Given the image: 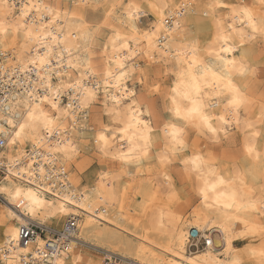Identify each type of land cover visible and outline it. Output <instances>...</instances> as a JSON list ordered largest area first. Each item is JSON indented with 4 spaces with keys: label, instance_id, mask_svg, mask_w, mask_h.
I'll use <instances>...</instances> for the list:
<instances>
[{
    "label": "snow or ice",
    "instance_id": "6c2138e0",
    "mask_svg": "<svg viewBox=\"0 0 264 264\" xmlns=\"http://www.w3.org/2000/svg\"><path fill=\"white\" fill-rule=\"evenodd\" d=\"M256 42L264 56V0H48L25 4L18 18L0 0V51L26 58L44 89H32L13 125L7 143L20 155L0 175V192L34 217L67 211L61 203L53 211L33 190L46 179L42 168L34 180L26 160L13 165L28 142L77 175L82 153L98 156L115 169L114 181L129 170L163 175L160 229L165 215L169 229L179 223L180 187L195 193L187 208L194 216L227 209L230 222L242 217L240 235L260 234L259 245L233 248L229 235L227 259L214 264H264V179L257 187L252 169L221 144L243 135L244 157L264 173V73L257 84L250 64ZM111 196L120 201L115 188ZM10 235L18 239L19 230ZM177 244L179 255L182 231ZM57 264L96 262L68 247Z\"/></svg>",
    "mask_w": 264,
    "mask_h": 264
},
{
    "label": "bare ground",
    "instance_id": "6f19581e",
    "mask_svg": "<svg viewBox=\"0 0 264 264\" xmlns=\"http://www.w3.org/2000/svg\"><path fill=\"white\" fill-rule=\"evenodd\" d=\"M177 6L186 0H173ZM9 6L10 18H18L23 12L25 4H44L48 0H6ZM180 9L177 8V11ZM259 44V42H256ZM253 46L250 64L251 68L255 70L256 76L264 73V66L260 68L258 63L263 61L264 56L261 55L260 44ZM26 58L5 55L0 51V67L3 75L10 77L15 75L19 80V86H23V90L14 95L10 94L6 99H9V112H4L0 109V133L5 136L6 147L0 151V166L1 169L7 168L10 161H14L20 152L14 150V147L7 143L14 133V127L18 121V115L26 112L29 102V93L33 88H37V93H42L43 88L38 87L37 69L31 71L25 68ZM262 64V65H263ZM32 68L31 65L27 66ZM260 74H259V73ZM28 73L27 76L20 77L18 74ZM33 74V75H31ZM261 76V75H260ZM22 78L24 80H22ZM25 82V83H24ZM259 80H257L258 84ZM241 83H247V80H242ZM7 92L6 94H8ZM67 97H62L61 102H66ZM11 120L12 124L7 121ZM22 122V121H21ZM241 138V147L236 151V155L240 154L244 157V137ZM236 140V139H235ZM234 138H229L226 142H232ZM224 142L223 140L221 141ZM264 145V141L260 142ZM230 144V143H229ZM264 151V147L258 148ZM54 154H49L47 148L37 147L35 152H32V144L28 142L24 149V155L18 164L13 165V171L17 168H25V160L34 173L33 179L40 175V169L44 170L43 176L45 180H36V185H33V190L38 192L41 199L47 201L49 205L53 206L57 203L64 204L68 209L64 212H59L55 215L33 216L26 209L21 208L18 203H14L12 198L5 192H0L4 195L8 205L0 210V264H57L59 260L65 259V248L59 252H46L47 243L50 238L38 235L33 242L25 245L20 242V239H12L10 232L18 229L20 234V227L28 225L31 222L39 225H46L47 222H61L75 217L78 228L72 235H64L59 247H71L74 251L83 253L96 264H105L101 258L89 256L81 250L77 244L78 239L91 240L101 245L108 254L114 253L123 258L122 264H164L165 261H179L182 260L186 264H191L192 261H197L198 264H214L215 261L226 260L225 250L227 247V239L232 235L233 248H243L236 246L237 241H257L260 243V234L255 236L240 235L244 231V225L241 219L229 221L226 213L230 210L213 211L211 214L205 213L203 216L193 215L192 218H184L178 213L176 216L180 218L179 223L174 224L171 229L167 226V216L165 215V228L160 229L158 225H154V220L159 218V212L163 209L168 210L166 197L161 193L164 191L166 182L163 175H153L149 173L148 176L141 177L140 174L145 172H135L129 170L126 175L131 176L130 184H123L122 178L113 180L114 168L108 167L98 174L97 180L93 183H83L81 181L80 173L65 171L61 167L59 160L53 159ZM82 155V154H81ZM30 157V158H29ZM76 161L80 170L85 166L86 159L81 157ZM245 161L239 160L242 167H250L252 174L255 177L257 187L259 181L264 179V173L261 171V162H251L246 157ZM173 169H170L172 171ZM24 175V173H22ZM76 179L73 180L72 177ZM139 176V177H138ZM162 177L161 179H159ZM155 179H157L156 182ZM15 183V182H14ZM24 184H29L27 179ZM38 185V188H37ZM3 182H0V187H5ZM23 186V185H21ZM135 188V194L139 196V200L133 199L130 196L129 189ZM51 188L52 191L47 189ZM115 191L120 194V201L115 202L112 199L111 193ZM64 197L68 199L65 200ZM154 198V199H153ZM74 201V203H73ZM84 205V207H80ZM89 205L92 210H89ZM65 225V224H64ZM64 227V226H63ZM62 227V228H63ZM62 228L52 227L54 230H61ZM198 229L202 232V236L210 239L211 244L204 248L197 250L189 249L190 234L192 229ZM228 228V232L225 231ZM184 233V246L180 250L179 255L176 254L178 249L177 240L180 232ZM219 233L221 235L222 245L217 246L213 241V234ZM171 249V251L169 250Z\"/></svg>",
    "mask_w": 264,
    "mask_h": 264
},
{
    "label": "rangeland",
    "instance_id": "374dc122",
    "mask_svg": "<svg viewBox=\"0 0 264 264\" xmlns=\"http://www.w3.org/2000/svg\"><path fill=\"white\" fill-rule=\"evenodd\" d=\"M257 46H259V44L256 43ZM260 48V47H258ZM263 61H261L260 63H258L259 65V72H261V68H263L264 64ZM258 72V73H259ZM263 72V71H262ZM260 74V73H259ZM261 75V74H260ZM259 76H256L257 80H259L260 78ZM241 138L239 139V142H237V140L234 139V141L232 142H226L224 141L223 143L221 142V144L224 145V147L228 150V151H233L236 153V151H238V149H240L241 147ZM230 143V144H229ZM219 146V145H218ZM224 150V149H222ZM81 157H85V166L82 167V169L80 170V166L78 167V172L80 173L81 176V181L85 184V183H91V182H95L98 178V174L100 171L107 169L109 166V164H107L106 162H104L100 157H96L95 159H93L91 156H86L82 153ZM237 158L239 160L245 161V158L243 156H241L240 154H237ZM83 159V158H81ZM156 172H152L150 175H156ZM149 174L147 172L140 174L139 176L144 177V176H148ZM138 176V177H139ZM162 177H160L159 179H161ZM132 180L131 176L128 175H124L122 178V182L123 184H130L129 181ZM162 180V179H161ZM157 179H155L154 182H156ZM92 184V183H91ZM191 186H189L190 188ZM129 195L133 197V199L135 200H139V196H137L135 194V188L133 187L132 189H129ZM179 193H182L181 195H179V199L177 201V203L173 206V210H175V208H179L180 211L176 212L178 214H180L181 216H183L184 218H192L193 214L189 213L187 211L188 206L191 204L193 198H195V193H189L188 190H186L183 187H180L177 190ZM164 192V191H163ZM163 192L161 193L163 195ZM165 196V195H163ZM140 201V200H139ZM4 205H8V202L6 201L4 195L0 194V210L2 208H4ZM195 211V209L193 210ZM66 220H63L61 222H47L46 223V227H48L49 229H51L52 227H57V228H62L65 224ZM202 233V232H201ZM213 237V241L217 246H221L222 245V240H221V235L219 233H214L212 235ZM190 243V242H189ZM77 244L79 246V248L81 250H83L86 254H88L89 256H97L96 258H101L103 256V258H105L104 254H108L106 252V250H104V248L101 247V245H98L97 243H95L94 241L91 240H84V239H78L77 240ZM236 246L239 247H248L250 245H257L258 246V242L257 241H237ZM202 248V247H201ZM193 250V249H192ZM101 263L103 262V259H100Z\"/></svg>",
    "mask_w": 264,
    "mask_h": 264
},
{
    "label": "built area",
    "instance_id": "2783aa9c",
    "mask_svg": "<svg viewBox=\"0 0 264 264\" xmlns=\"http://www.w3.org/2000/svg\"><path fill=\"white\" fill-rule=\"evenodd\" d=\"M4 67V66H3ZM0 67V109L4 112H9V106L8 102L9 99L4 100L7 98L10 94L14 95V91L17 93L21 92L23 90V86H19V80L18 78L13 75L10 77H7L3 75L2 68ZM20 77L23 75L27 76L28 73H20L18 74ZM33 75V74H31ZM22 78V80H24ZM25 83V82H24ZM9 92L8 94H6ZM6 147V139L3 134L0 133V151L3 150ZM6 173L5 168L1 169L0 166V175H3ZM78 228L77 221L75 217L69 218L66 222L64 227L61 230H54L49 229L45 225H39L37 223L31 222L28 225H22L20 227V234L19 239L20 242L28 245L30 242H33L34 239L37 238L38 235H42L43 237L49 236V242L47 243V249L46 252L51 254L52 252H59V250H63L66 247H59L60 243L58 241L62 240V237L64 235L70 236L72 233ZM190 240L191 243H189V249L197 250L198 248H204L211 244L210 239L202 236L201 231L198 229H192L190 234ZM59 245V246H58ZM104 263L105 264H122L123 258L120 255L110 253V254H104Z\"/></svg>",
    "mask_w": 264,
    "mask_h": 264
}]
</instances>
